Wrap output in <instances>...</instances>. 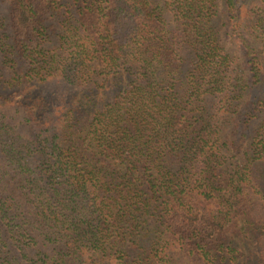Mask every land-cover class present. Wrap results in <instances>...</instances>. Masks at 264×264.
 <instances>
[{
  "label": "trees",
  "instance_id": "16d2710c",
  "mask_svg": "<svg viewBox=\"0 0 264 264\" xmlns=\"http://www.w3.org/2000/svg\"><path fill=\"white\" fill-rule=\"evenodd\" d=\"M0 264H264V0H0Z\"/></svg>",
  "mask_w": 264,
  "mask_h": 264
},
{
  "label": "rangeland",
  "instance_id": "374dc122",
  "mask_svg": "<svg viewBox=\"0 0 264 264\" xmlns=\"http://www.w3.org/2000/svg\"><path fill=\"white\" fill-rule=\"evenodd\" d=\"M221 36H222V39H223L224 42H228V39L229 38H228V36H226L225 31H224V28L221 31ZM228 44H230V43H228ZM229 46L232 47V45H229Z\"/></svg>",
  "mask_w": 264,
  "mask_h": 264
}]
</instances>
